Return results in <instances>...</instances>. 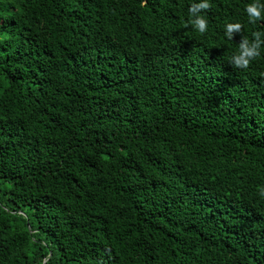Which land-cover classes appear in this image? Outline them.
Segmentation results:
<instances>
[{
    "label": "trees",
    "instance_id": "trees-1",
    "mask_svg": "<svg viewBox=\"0 0 264 264\" xmlns=\"http://www.w3.org/2000/svg\"><path fill=\"white\" fill-rule=\"evenodd\" d=\"M199 2L0 0V264H264V19Z\"/></svg>",
    "mask_w": 264,
    "mask_h": 264
},
{
    "label": "clouds",
    "instance_id": "clouds-1",
    "mask_svg": "<svg viewBox=\"0 0 264 264\" xmlns=\"http://www.w3.org/2000/svg\"><path fill=\"white\" fill-rule=\"evenodd\" d=\"M210 6V0H200L199 3H193L189 8L190 23L200 33H204L208 27V22L202 14V10H207ZM246 13L249 23L256 24L257 21L264 19V2L262 0H253L252 3L246 6ZM225 27V35L231 40L233 33L239 32L242 25L240 23H228ZM253 36L255 42L250 44L245 39L239 45V53L232 57V61L236 67L247 68L250 62L260 55L262 49L261 44L264 43V33L255 32ZM260 195L264 196V187L260 189Z\"/></svg>",
    "mask_w": 264,
    "mask_h": 264
}]
</instances>
